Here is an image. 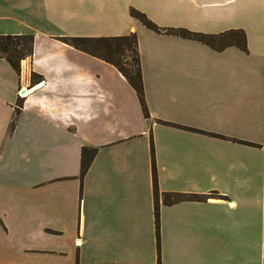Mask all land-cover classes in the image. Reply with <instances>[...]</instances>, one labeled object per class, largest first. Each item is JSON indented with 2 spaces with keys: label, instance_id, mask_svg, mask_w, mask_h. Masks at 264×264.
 <instances>
[{
  "label": "crops",
  "instance_id": "crops-1",
  "mask_svg": "<svg viewBox=\"0 0 264 264\" xmlns=\"http://www.w3.org/2000/svg\"><path fill=\"white\" fill-rule=\"evenodd\" d=\"M131 7L244 28L249 50L157 31ZM130 31L150 116L115 64L61 37ZM1 33L34 48L20 73L0 56V264H264V0H0Z\"/></svg>",
  "mask_w": 264,
  "mask_h": 264
},
{
  "label": "trees",
  "instance_id": "trees-1",
  "mask_svg": "<svg viewBox=\"0 0 264 264\" xmlns=\"http://www.w3.org/2000/svg\"><path fill=\"white\" fill-rule=\"evenodd\" d=\"M131 12L139 17L145 24L157 31L177 33L186 37L201 40L216 49H224L228 45L236 44L244 50H249L247 33L244 28H231L221 32H204L192 30L188 27L161 26L151 19L144 11L131 7ZM65 41L78 48L86 50L94 55L102 57L115 64L127 77L129 82L136 88L142 104L144 114L150 116L148 104L145 98V87L141 65V54L136 31H130L115 35H64ZM34 34L33 33H1L0 34V56H4L12 66L20 73L21 60L33 53ZM38 78L33 74V80ZM23 101L18 102L15 116L11 121V127L15 126L16 115L20 112ZM96 147L83 146L81 160V177L83 178L96 153ZM153 159V185L155 193V222L157 232L158 262H161V231H160V211H159V185L157 164L155 158V148L152 140ZM171 192H164L165 200ZM176 199L182 198L183 194H176Z\"/></svg>",
  "mask_w": 264,
  "mask_h": 264
},
{
  "label": "built area",
  "instance_id": "built-area-1",
  "mask_svg": "<svg viewBox=\"0 0 264 264\" xmlns=\"http://www.w3.org/2000/svg\"><path fill=\"white\" fill-rule=\"evenodd\" d=\"M24 87H21L20 88V90H19V94L21 95V96H24L25 94H27V93H24V91L22 90Z\"/></svg>",
  "mask_w": 264,
  "mask_h": 264
},
{
  "label": "bare ground",
  "instance_id": "bare-ground-1",
  "mask_svg": "<svg viewBox=\"0 0 264 264\" xmlns=\"http://www.w3.org/2000/svg\"><path fill=\"white\" fill-rule=\"evenodd\" d=\"M28 92L27 89L24 90V93Z\"/></svg>",
  "mask_w": 264,
  "mask_h": 264
}]
</instances>
